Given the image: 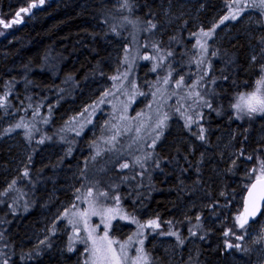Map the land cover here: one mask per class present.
Returning a JSON list of instances; mask_svg holds the SVG:
<instances>
[{"label": "trees", "instance_id": "1", "mask_svg": "<svg viewBox=\"0 0 264 264\" xmlns=\"http://www.w3.org/2000/svg\"><path fill=\"white\" fill-rule=\"evenodd\" d=\"M183 1L190 4L182 7ZM116 2L117 0H44L41 4L40 0H0V21H3L0 23V119H31V108H41V112H46V105L61 103V107L56 110L57 119L45 127L50 134L58 122L63 121L64 114H74L80 111L82 104L89 102L85 92L92 78L103 79L116 74L117 68L112 66V56L119 48L114 46L120 45L122 49L129 46L134 36L130 32L149 28L152 30L151 37L160 36L159 41L157 40L159 48L169 51L173 59L191 60L189 51L193 48L197 30L208 28L225 3L224 0H129L134 7L121 11ZM189 5L193 16L186 11ZM259 16L263 18L260 28L264 31V17ZM124 18L138 21L139 27L128 31L129 33L125 32L119 27V21ZM242 22L240 18L231 23V32L228 34H222V28L215 39L216 54L220 59L207 78V82L213 84L209 101L214 111L206 112L199 122L200 127L207 130L205 137L210 144L215 138L209 135L211 127L227 130L228 118L233 115L231 104L235 101V95L248 91L255 82V75L261 73V69H256L257 63L252 62L257 51L260 63L264 64V35L250 38L249 30L252 28L244 27ZM254 46L255 52L252 51ZM98 95L95 94V97ZM74 100L77 102L72 104ZM61 114L62 117L59 116ZM32 121L35 122L33 119ZM258 121L259 119L251 118L236 121L241 129L236 142L237 156L231 169L227 164L222 165L226 174L223 185L219 180L215 181L214 171L206 179H200L195 174V167L199 168L200 165L201 149L193 147L188 151V145L184 141L180 144L178 154L174 151L175 147L171 143L175 137L174 130L167 134L165 141L158 147L151 167L143 176L138 180H121L119 191L122 193L121 198H125L127 209L145 220L147 216L158 220L156 232L149 234V252L153 248L154 238L175 240L174 235L178 233L182 240L187 237L186 244L190 240L198 241L192 259L186 264H229L231 254L241 255L245 242L240 243L237 248L240 250L235 247L227 248L226 244L234 246L242 240L237 239L238 236L245 240V231L237 226L235 216L242 212L240 196L246 193L256 179L259 174L257 168L264 161V138L258 140ZM197 133L199 132L195 133L191 128L187 131L183 129L180 137L199 141ZM24 137L26 132L21 137V142L29 149V158L28 161L24 162L23 159L19 163L22 171L15 180L19 185L18 189L27 198L29 210L26 212L21 207L12 211L13 193L6 192V182L14 172L12 160L21 159L18 155L20 147H10L8 137L0 134V251L4 254V260L0 264H5V261L7 264H71L75 254L66 250L65 256L59 255L58 244L66 243V234L63 235L59 227L54 234L48 233L47 239L42 243L24 239L30 234L29 228L35 231L34 223L39 216V205L45 198L42 186L45 185L48 190L51 179L59 175L63 167L77 155L71 161H64L66 152L58 159L42 160L43 150L49 145L35 147L26 142ZM53 144L63 146L56 142L50 143ZM176 156L181 161L185 160L180 165L182 173L179 180L178 173L169 172ZM119 166L120 162L115 165L117 169ZM4 168L8 171L4 172ZM28 172L31 178L29 182ZM124 174L126 175L125 172ZM208 181L213 182L216 188L212 193ZM59 183L60 181L56 182ZM181 185H184L185 194L189 188L199 189V192L194 191L195 195L191 194L194 197L203 198L200 191L204 188V191L209 190L205 194L212 197L211 205L205 213L207 217L214 215L221 219L220 228L208 231L205 226L198 227V219L192 217L183 218L179 222V211L188 202V198L180 193ZM217 188L225 190L221 197L217 195ZM70 195L73 196V193ZM121 227L122 229H113L114 235L130 230L128 225ZM66 247L68 249V245ZM151 255L158 257V251L154 250Z\"/></svg>", "mask_w": 264, "mask_h": 264}, {"label": "rangeland", "instance_id": "2", "mask_svg": "<svg viewBox=\"0 0 264 264\" xmlns=\"http://www.w3.org/2000/svg\"><path fill=\"white\" fill-rule=\"evenodd\" d=\"M224 1L218 16L210 22L209 27L197 30L193 48L189 51V59L192 61L173 59L171 54L169 55V51L159 48L157 42L159 35H153L154 40L152 41L151 29L133 31V28L139 27L140 23L124 18L119 21V27L127 33L133 31L129 33L130 35L134 33L131 44L124 49L120 45L114 46L119 48L112 56V66L117 68L116 74L103 79H91L90 86L85 92L89 102L82 104L80 111L74 114L68 112L59 115L61 117L63 115V121L58 122L50 134L45 130V127L47 128L57 119L56 110L61 107V103L54 102L52 105H46L47 111H42L43 113L41 108H31L29 111L31 119L28 117L0 119L2 137H8L10 147H20L18 155L21 156V159L19 161L16 158L12 160L14 172L12 178L6 182V192L13 193L11 200L14 208L11 207L12 211L19 207L23 209V212L29 210H27V198L23 191L18 189L19 185L15 180L22 171L19 163L23 159L26 162L29 158V149L21 142L24 132H26L24 140L35 147L49 145L43 150L42 160L58 159L66 152L64 161H71L77 155L71 163L63 167L59 175L51 179V187L48 190L45 185L42 186L45 198L39 205V216L34 223L35 231L28 227L30 225L26 226L27 229L29 228L30 234L28 233L24 241L31 240L34 241L33 243H42L47 239L48 233L54 234L59 227V231L63 235L66 234V243L58 244L59 255L65 256L66 250H68L75 254L74 262L71 264H91L92 258L88 251L91 241L87 244L83 242L88 236V232L85 231L79 214L89 210V201H99L103 202L105 207H118L121 211L116 214L114 219L110 220V226L107 229H105L104 223H101V217L98 215L88 218L89 225L96 229L94 235L97 237L104 235L106 230L109 239L118 242L113 245L117 250L121 244H124L129 264L133 258L140 255V249H143V253L148 258L147 264H160V262L163 264H186L192 259L194 247L198 241L190 240L189 244H186L187 237L182 240L178 233L174 235L175 240L154 238L153 248L150 252L158 251V257L151 255L147 245L149 234L153 235L157 228L144 227L141 229L139 224H147L148 221L155 219L147 216L145 220L139 215L132 214L125 205V198H121L119 183L122 179L125 181V178L138 180L145 171L147 172V169L152 165L158 147L165 141L171 130H174L175 133L171 143L177 154L180 151V144L184 141L188 145V151L193 147L201 149L200 165L199 168L195 167V174L200 176V179H206L209 173L213 174L214 171L215 181L219 180L222 185L226 178L222 165L227 164L231 169L237 156L236 142L241 135V129L236 121L247 118L259 119L256 124L257 130H259L257 137L258 140L264 138V115L240 114L241 118L237 119V112L233 107V115L228 118L226 131L218 127H211L209 135L215 137L211 144L205 137L207 130L199 125L201 117H205L206 112L214 111L212 103L209 101L213 92V84L207 82V78L214 69L215 63L220 59L216 54L215 47L218 31L224 28L222 34L230 33L231 23L242 18L243 26L252 28L249 30L250 38H253L254 35L257 37L264 35V31L260 28L262 17L259 15L264 17V8L261 7L260 0ZM183 2L182 7L190 4L187 1ZM116 5L121 11L134 7L133 2L129 3V0H117ZM186 11L193 16L190 5ZM225 17L228 19H224ZM204 32H209L210 38L204 36ZM142 37L145 39L142 40ZM197 40L205 47L201 48L196 43ZM262 42L264 43V36ZM252 51H256L255 46L252 47ZM258 53L257 51L253 55L252 62L257 63L256 69H261V73L255 75V82L248 91L235 95V101L231 105L237 102L240 95L255 91L258 87L257 81L264 78V64L260 63ZM145 57L148 58L145 59ZM181 77H183V86L177 87L175 82ZM165 80L168 83H165ZM259 87L264 93V84ZM197 92L200 93L199 97L196 96ZM92 94L94 96H91ZM95 94L99 95L95 97ZM204 101H207L211 107L204 106ZM76 102L74 100L72 104ZM58 119L60 118L58 117ZM17 125L21 126L17 127ZM158 125L160 126L158 127ZM189 128L195 133L199 132L197 133L199 136L203 129L204 139L199 138V141H194L190 137H180V132H183V129L187 131ZM23 129H25L24 132ZM51 142L63 146L50 145ZM119 162L120 168L117 169L115 165ZM182 162L185 160L181 161L176 156L172 160L173 167L169 172L173 171L178 173V176L181 175L180 165ZM125 164L128 165L126 168L123 167ZM257 169V173L260 174V168ZM3 171L7 172L8 169L4 168ZM27 177V182H29L31 180L30 172ZM179 179L180 176L177 180ZM57 181L60 183L56 184ZM208 185H210V193L212 190H216L213 182L208 181ZM180 189L181 195L188 198V202L181 207L182 211H179L178 216L181 218L179 222L183 218H197V226H205L208 231L222 226L221 219L214 215L207 217L205 213L211 205L212 197L210 194H205L209 190L202 189L200 192L203 194V198H200L192 196L195 195L194 191L199 192V189L189 188L186 191L187 194H185L184 185H181ZM224 191L223 188H217V195L221 197ZM72 193L73 196L70 195ZM100 193H106L107 198ZM65 194L69 196L66 197ZM116 196L120 198L118 204L114 199ZM244 196L245 194L240 196L241 209ZM241 213H243V209ZM241 213L235 216L238 227L240 226L237 216ZM122 215L127 219H121ZM133 218L139 224L132 222ZM155 221L158 223V220ZM122 225H128L130 230L124 234L114 235L113 229L115 227L122 229ZM242 230L245 231V240L242 238L235 245L245 242L242 246L244 249L240 251L241 255L231 254L229 264H264V213L254 223L243 227ZM65 244L68 245V249ZM229 244H226L227 248L235 247V245L228 247ZM235 248L237 249V247ZM10 253L12 252L10 251ZM3 255L0 251V262L4 260ZM141 264H145V262L141 261Z\"/></svg>", "mask_w": 264, "mask_h": 264}, {"label": "snow or ice", "instance_id": "3", "mask_svg": "<svg viewBox=\"0 0 264 264\" xmlns=\"http://www.w3.org/2000/svg\"><path fill=\"white\" fill-rule=\"evenodd\" d=\"M44 0H40V3L43 4ZM260 5L262 8H264V0H260ZM35 7V5H33ZM22 11H26V9H22ZM235 18V17H233ZM224 19H228V17H225ZM14 23L16 21H13ZM223 22V21H221ZM0 23H3V21H0ZM10 25H5V27H8ZM153 27H155L153 25ZM214 30V29H213ZM204 36L210 38L209 32H204ZM198 45H200L201 48H204L205 45L200 44V41L197 40L196 42ZM171 53H169L170 55ZM148 57H145L147 59ZM155 70V69H153ZM165 83H168L167 80H165ZM177 87L183 86V77H181L176 82ZM264 84V78L257 81L258 87L255 91L248 93V94H242L239 96V99L237 102L232 105V107L237 112V119L241 118L240 114L252 116L253 114H260L264 115V93L261 92V88L259 85ZM195 87V86H193ZM196 96L199 97L200 93L197 92ZM204 106L211 107V105L207 102H203ZM21 125H17V127H20ZM160 125H158L159 127ZM201 133H203V129H201ZM200 139H204L203 134L199 136ZM128 165H123V167H127ZM253 171H256L254 169ZM27 175V173H25ZM100 195H103L107 198L106 193H100ZM117 204L119 203V197H114ZM264 202V161L261 162L260 165V174L256 177L255 183H253L248 190V200L246 201V206L244 209V212L241 213V215L237 216V222L239 223V226L241 228L244 227L245 224L248 223V217L249 216H255L256 212L259 211V203ZM89 210L86 212H81L80 218L85 226V231L88 232V236L84 239V243H88L91 241V247L88 249L92 261L91 264H129V257L127 255L126 246L124 244H121L119 246V250L117 248L113 247L114 244L118 243L117 241H114L112 239H109L108 233L105 230L104 235L102 236H95L94 233L96 229L94 227H91L89 225L88 218L90 216H100L101 217V223H104L105 229H107L110 226V220L114 219L116 217V214L120 212L121 210L118 207H105L103 205V202H92L89 201ZM75 207V206H74ZM121 219H127L126 216H121ZM134 223H138L134 218L132 220ZM69 223H72V221H69ZM139 227L142 229L144 227H151V228H158L159 224L155 220H150L147 222V224H139ZM227 235V233H225ZM237 239H242L241 236H238ZM140 243L142 244L143 241L141 240ZM228 247H233L232 244H229ZM235 247L239 248L240 245H235ZM140 255L136 256L131 260V264H141V261L145 262L147 264V256L143 253V249H140ZM5 264L7 262L5 261Z\"/></svg>", "mask_w": 264, "mask_h": 264}, {"label": "water", "instance_id": "4", "mask_svg": "<svg viewBox=\"0 0 264 264\" xmlns=\"http://www.w3.org/2000/svg\"><path fill=\"white\" fill-rule=\"evenodd\" d=\"M255 181H256V179L251 183V185L253 183H255ZM248 190H249V188L247 189V191L245 193V196H244V200H243V208H242L243 209V212H244V209H245V206H246V201L248 200ZM263 211H264V202H260L259 203V211L256 212V214H255L254 217L253 216H249L248 217V223L245 224V225L252 224L256 219H258L262 215Z\"/></svg>", "mask_w": 264, "mask_h": 264}]
</instances>
